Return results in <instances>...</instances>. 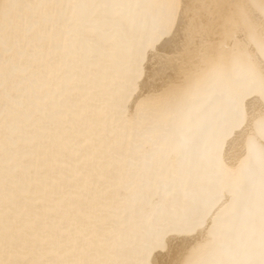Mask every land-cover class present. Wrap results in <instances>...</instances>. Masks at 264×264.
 <instances>
[{"label":"bare ground","instance_id":"6f19581e","mask_svg":"<svg viewBox=\"0 0 264 264\" xmlns=\"http://www.w3.org/2000/svg\"><path fill=\"white\" fill-rule=\"evenodd\" d=\"M0 264H264V0H0Z\"/></svg>","mask_w":264,"mask_h":264}]
</instances>
